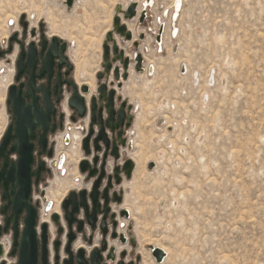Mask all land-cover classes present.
<instances>
[{"label":"rangeland","instance_id":"obj_1","mask_svg":"<svg viewBox=\"0 0 264 264\" xmlns=\"http://www.w3.org/2000/svg\"><path fill=\"white\" fill-rule=\"evenodd\" d=\"M85 1L0 0L1 21L44 24L70 41L77 78L89 62L95 80L114 17L133 30L135 42L117 41L147 58L122 91L135 114L130 156H144L127 204L146 264L161 246V264H264V0H153L132 20L123 12L145 0H90L88 11ZM7 68L0 61V136ZM70 178L59 177L60 198Z\"/></svg>","mask_w":264,"mask_h":264},{"label":"flooded vegetation","instance_id":"obj_2","mask_svg":"<svg viewBox=\"0 0 264 264\" xmlns=\"http://www.w3.org/2000/svg\"><path fill=\"white\" fill-rule=\"evenodd\" d=\"M0 34V61L10 73L0 136V264H19L23 244L34 247L36 264H146L127 204L136 169V152L129 153L135 114L122 92L138 56L144 69L145 54L125 52L130 65L122 88L104 68L91 86L77 79L70 41L50 34L44 24L33 25L23 16L0 28ZM102 85L107 86L104 99ZM111 90L116 92L113 121L106 109ZM78 97L84 117L76 111ZM76 133L82 137L78 164L70 157ZM69 175L75 186L60 198L58 179Z\"/></svg>","mask_w":264,"mask_h":264},{"label":"water","instance_id":"obj_3","mask_svg":"<svg viewBox=\"0 0 264 264\" xmlns=\"http://www.w3.org/2000/svg\"><path fill=\"white\" fill-rule=\"evenodd\" d=\"M76 1L79 0H66V4L69 8H72ZM138 4L132 3L125 12H123L124 18L126 20H132L135 19L138 16ZM120 36L121 38H124L126 41L131 42L133 40V33L129 30L128 26L123 23V20L120 15H116L114 17L113 21V31L107 33L106 39L107 41L103 44V68L104 72L106 74L113 73V78L118 82V88H122V82L121 77L123 80H127L129 77V63L130 59L126 57L125 51L119 47V44L116 40V37ZM143 38V37H142ZM135 46L137 47L138 44L136 43ZM120 64L122 66V76H121V68L119 67ZM136 71L141 72L142 71V58L141 56L137 57V66ZM103 76V75H102ZM98 77H101L98 76ZM106 91L107 86L102 85L99 88V92L101 94V99H104L106 97ZM115 90H111L109 93V97L106 101V109L107 114L109 115V121H113L115 119V111H114V96H115ZM126 106V103H123L121 110L118 112V121L120 122L122 120L123 112L122 110ZM76 111L78 112L80 117H84L86 114L85 108H84V101L82 98H77L76 101ZM92 115H93V122H95V101H93L92 104ZM101 118V115L100 117ZM101 121V120H100ZM101 134L100 137L103 136V129L101 128ZM84 149L87 153L88 151V139L85 140ZM85 164V162H84ZM82 171L85 172L86 169L82 168ZM33 232V231H32ZM152 255L155 258L156 262L158 264L163 263L165 258L167 257V254L160 248H154L152 250ZM37 258H36V251L34 250V247L30 246L26 248V245L23 244L22 250L20 253V261L19 264H36Z\"/></svg>","mask_w":264,"mask_h":264},{"label":"bare ground","instance_id":"obj_4","mask_svg":"<svg viewBox=\"0 0 264 264\" xmlns=\"http://www.w3.org/2000/svg\"><path fill=\"white\" fill-rule=\"evenodd\" d=\"M80 1V0H79ZM79 1H76V2H79ZM75 2V3H76ZM83 4H85L84 5V10L85 11H88V9H90V7L92 6V2H90V0H86L85 1V3H83ZM82 4V5H83ZM153 4V0H145L144 1V3H143V9L146 7H149L150 5H152ZM180 4V2H177V5H179ZM77 7V6H76ZM3 11V8H2V6H1V3H0V15L2 14L1 12ZM120 12V9L119 10H117V13H119ZM109 18V17H108ZM0 19H1V16H0ZM91 19V18H90ZM110 19V18H109ZM109 21V20H108ZM107 21V22H108ZM111 21H109V23H110ZM3 22L0 20V28L1 29H4V27H3ZM128 26V25H127ZM130 27V26H129ZM128 27V28H129ZM163 29V28H162ZM91 30V29H90ZM160 28H159V32H160ZM93 31V30H92ZM158 32V33H159ZM161 35H160V37H159V34H157V36H156V39H158V43L160 42V41H162L163 42V34H164V31L163 30H161ZM1 35V34H0ZM5 35L6 34H4V37H5ZM3 36V35H2ZM1 39H3V37L1 38ZM148 56V55H147ZM145 58H146V55H145ZM146 60H147V58H146ZM149 60V59H148ZM150 63H154V62H150ZM90 67H91V63H84V64H81V65H79V70H80V72L78 73L79 74V76H81L82 78H77L78 79V81L79 82H82V81H88V82H90V84H91V86H95L94 85V80H95V77H94V75H92V72L90 71ZM132 72H133V70H132ZM131 72V73H132ZM147 72V71H146ZM153 72H154V67L153 66H149L148 67V73L149 74H153ZM130 80H131V78H130ZM87 82V83H88ZM149 83V82H148ZM152 83V82H151ZM150 85V84H149ZM95 88V87H94ZM75 142H76V148L75 149H73L72 150V153H71V156L70 157H72L73 159H76V163L78 164V162H79V159H80V157H81V154H80V150H79V146H80V140H81V135L80 134H75ZM143 158H144V156H141L140 154H138V155H135L134 156V159L137 161V163L138 162H140V164L142 163V161H144L143 160ZM135 161V162H136ZM75 169H76V167H75ZM76 171H77V169H76ZM137 187V186H136ZM61 203V202H60ZM134 204V203H133ZM160 249H162L167 255H168V250L165 248V247H163V246H161V247H159Z\"/></svg>","mask_w":264,"mask_h":264},{"label":"built area","instance_id":"obj_5","mask_svg":"<svg viewBox=\"0 0 264 264\" xmlns=\"http://www.w3.org/2000/svg\"><path fill=\"white\" fill-rule=\"evenodd\" d=\"M146 61V60H145ZM143 72H145V69H142V71L141 72H138L139 74H143ZM79 128H81L80 127V125L79 126H77V130H78V132H80V130H79ZM80 134V133H79ZM81 135V134H80ZM81 140H82V137H81ZM81 140H80V142H81Z\"/></svg>","mask_w":264,"mask_h":264}]
</instances>
